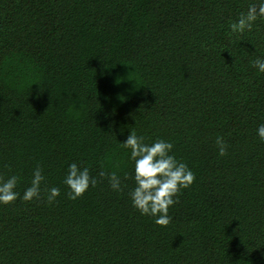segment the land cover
I'll return each mask as SVG.
<instances>
[{
	"label": "trees",
	"instance_id": "obj_1",
	"mask_svg": "<svg viewBox=\"0 0 264 264\" xmlns=\"http://www.w3.org/2000/svg\"><path fill=\"white\" fill-rule=\"evenodd\" d=\"M252 2L0 0V175L21 195L45 175L39 200L0 206V264H264V18L228 27ZM130 130L195 174L167 226L127 195ZM72 162L128 172L126 187L69 199Z\"/></svg>",
	"mask_w": 264,
	"mask_h": 264
},
{
	"label": "clouds",
	"instance_id": "obj_2",
	"mask_svg": "<svg viewBox=\"0 0 264 264\" xmlns=\"http://www.w3.org/2000/svg\"><path fill=\"white\" fill-rule=\"evenodd\" d=\"M259 18H264V0H253L246 11H241L235 20L230 21L228 27L233 33L251 31ZM250 63L253 68L264 73V57H257ZM256 134L264 142V123L257 125ZM119 144L128 150V159L133 162L131 179L134 186L127 193L132 206L141 215L152 218L155 224L167 226L171 221L170 207L178 202L180 191L191 186L195 174L186 163L177 159L170 140L157 137L149 143L143 135L130 130L127 138ZM215 146L219 156L226 155L228 145L222 136H216ZM105 179L112 191L120 193L126 187L124 181L129 179V173L124 172L121 176L117 170L106 173L102 168L92 175L89 166L72 162L67 166L62 183L67 188L68 198L75 200ZM19 181L20 177L15 174L7 178L0 175V206L11 205L18 198L25 202L41 198L45 175L39 165L33 169L29 185L24 188L22 195L16 190ZM59 196L60 189L52 186L46 189L44 198L51 204Z\"/></svg>",
	"mask_w": 264,
	"mask_h": 264
}]
</instances>
